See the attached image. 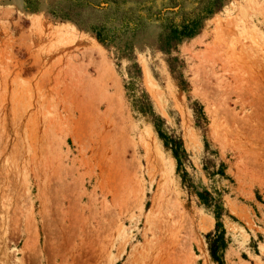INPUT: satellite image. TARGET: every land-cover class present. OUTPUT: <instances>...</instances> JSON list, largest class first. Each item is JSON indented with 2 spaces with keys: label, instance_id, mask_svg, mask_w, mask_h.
<instances>
[{
  "label": "rangeland",
  "instance_id": "obj_1",
  "mask_svg": "<svg viewBox=\"0 0 264 264\" xmlns=\"http://www.w3.org/2000/svg\"><path fill=\"white\" fill-rule=\"evenodd\" d=\"M204 192L264 264V0H0V264H217Z\"/></svg>",
  "mask_w": 264,
  "mask_h": 264
},
{
  "label": "trees",
  "instance_id": "obj_2",
  "mask_svg": "<svg viewBox=\"0 0 264 264\" xmlns=\"http://www.w3.org/2000/svg\"><path fill=\"white\" fill-rule=\"evenodd\" d=\"M28 7L31 8L34 4V0H27ZM220 9L219 4L217 3L211 8L205 10V16H210L214 12H218ZM205 18V17H204ZM202 29L201 18H196L193 20H183L180 25L173 26L170 25L167 27L166 32L159 38L158 46L159 50L170 53L171 51L177 48V45L185 38H191L200 33ZM96 38L100 42L104 40L102 33L100 31H96ZM171 62L174 64L177 62V59H171ZM174 66V65H173ZM195 115L197 118V123L200 120H204L201 109L198 108L195 110ZM158 135L163 138L165 142V146H171V152L175 160L177 161L178 167L181 166V160L185 156V151L182 148V143L180 139L171 137H165L160 131H158ZM200 201L208 207L213 208V214L216 220L215 228L213 232H210L206 235L208 240V250L211 259L217 264H223L222 254L227 248L228 240L226 238V232L223 228V225L220 222V217L222 216L223 209L221 205H219L218 201L215 198L210 196L207 192L203 194H199Z\"/></svg>",
  "mask_w": 264,
  "mask_h": 264
},
{
  "label": "bare ground",
  "instance_id": "obj_3",
  "mask_svg": "<svg viewBox=\"0 0 264 264\" xmlns=\"http://www.w3.org/2000/svg\"><path fill=\"white\" fill-rule=\"evenodd\" d=\"M179 234V233H178ZM175 235V234H174ZM172 238V237H171ZM178 240V239H177ZM170 242V241H169ZM186 241H184L183 243H185ZM187 242H188V240H187ZM177 243V242H176ZM180 244V243H177L175 246H177V247H180L179 249H178V251L180 250L181 252H183L184 254L183 255H185V253H186V251H187V249H186V247H185V244ZM188 247V246H187ZM186 249V250H185ZM174 250H176V249H174ZM177 253H180V252H177ZM174 255V254H173ZM181 255H182V253H181ZM180 255V256H181ZM182 255V256H183ZM181 256V257H182ZM175 257H176V255H175ZM182 259V258H181Z\"/></svg>",
  "mask_w": 264,
  "mask_h": 264
}]
</instances>
